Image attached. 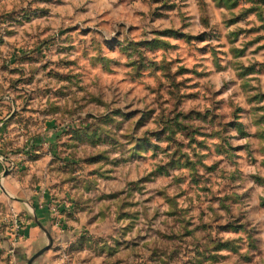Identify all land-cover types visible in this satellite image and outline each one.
I'll list each match as a JSON object with an SVG mask.
<instances>
[{
	"label": "clouds",
	"instance_id": "clouds-1",
	"mask_svg": "<svg viewBox=\"0 0 264 264\" xmlns=\"http://www.w3.org/2000/svg\"><path fill=\"white\" fill-rule=\"evenodd\" d=\"M262 45L264 0L0 8V264H264Z\"/></svg>",
	"mask_w": 264,
	"mask_h": 264
},
{
	"label": "rangeland",
	"instance_id": "rangeland-1",
	"mask_svg": "<svg viewBox=\"0 0 264 264\" xmlns=\"http://www.w3.org/2000/svg\"><path fill=\"white\" fill-rule=\"evenodd\" d=\"M14 2V0H0V8H2L6 3L7 4H11V3H13ZM14 10L13 9H9V14H11V12H13ZM164 32H168V31H170L169 29H164L163 30ZM260 38L258 37L257 38V41L259 40ZM256 41H250L249 42V44H251V43H255ZM261 47H264V45H262ZM181 71L183 72V71H185V69H181ZM121 87H123V85H121ZM189 96H195V91L194 90H192V89H190V91H189ZM51 126V125H50Z\"/></svg>",
	"mask_w": 264,
	"mask_h": 264
}]
</instances>
